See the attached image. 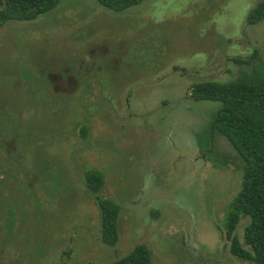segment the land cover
<instances>
[{
	"label": "rangeland",
	"instance_id": "rangeland-1",
	"mask_svg": "<svg viewBox=\"0 0 264 264\" xmlns=\"http://www.w3.org/2000/svg\"><path fill=\"white\" fill-rule=\"evenodd\" d=\"M260 1L60 0L0 25V264H110L137 244L151 264H254L231 253H250L248 218L226 225L242 161L219 133L210 147L219 104L190 87L264 67ZM86 169L119 207L113 246Z\"/></svg>",
	"mask_w": 264,
	"mask_h": 264
},
{
	"label": "trees",
	"instance_id": "trees-1",
	"mask_svg": "<svg viewBox=\"0 0 264 264\" xmlns=\"http://www.w3.org/2000/svg\"><path fill=\"white\" fill-rule=\"evenodd\" d=\"M60 0H0V25L7 20L31 21L52 10ZM112 12H121L143 0H95ZM264 17V0L246 17L255 24ZM256 52L243 61L233 59L238 65L249 64ZM191 96L197 101L219 104L214 111L210 127L222 135L242 161V184L238 199L226 218L231 231L238 215L248 218L243 229V242L249 248H240L233 241L231 253L254 264H264V67L252 64L249 71L225 83L201 81L191 85ZM209 131V130H208ZM84 135V131H81ZM209 133V132H208ZM208 148V147H207ZM84 185L95 197L99 216V238L113 246L117 240L116 219L119 207L111 200L98 196L103 177L95 170L83 173ZM110 264H151V253L143 244L135 245L127 254Z\"/></svg>",
	"mask_w": 264,
	"mask_h": 264
},
{
	"label": "water",
	"instance_id": "water-1",
	"mask_svg": "<svg viewBox=\"0 0 264 264\" xmlns=\"http://www.w3.org/2000/svg\"><path fill=\"white\" fill-rule=\"evenodd\" d=\"M212 138H213V128H210V134H209V145L211 147V143H212Z\"/></svg>",
	"mask_w": 264,
	"mask_h": 264
},
{
	"label": "flooded vegetation",
	"instance_id": "flooded-vegetation-1",
	"mask_svg": "<svg viewBox=\"0 0 264 264\" xmlns=\"http://www.w3.org/2000/svg\"><path fill=\"white\" fill-rule=\"evenodd\" d=\"M214 133V132H213ZM213 139V138H212ZM206 152L208 151V149L207 150H205ZM201 153H203V151L201 152ZM86 188V187H85ZM86 190H87V188H86ZM92 198H93V201L95 202V197L94 196H92Z\"/></svg>",
	"mask_w": 264,
	"mask_h": 264
}]
</instances>
